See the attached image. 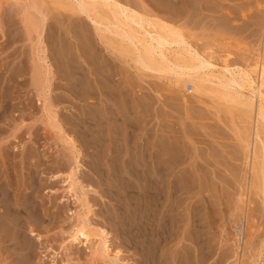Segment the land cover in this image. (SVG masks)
<instances>
[{
	"label": "rangeland",
	"instance_id": "374dc122",
	"mask_svg": "<svg viewBox=\"0 0 264 264\" xmlns=\"http://www.w3.org/2000/svg\"><path fill=\"white\" fill-rule=\"evenodd\" d=\"M30 1L0 0V92L6 91V96L12 98L11 103L6 100L7 107L13 104L0 121V175L15 173L11 180L14 186L18 183L21 191L31 180V174L32 180L36 179L35 186L38 184L34 192L40 207L38 215H23L27 227L23 236L34 243L29 264H90L95 239L92 245L70 244L68 240L74 211L80 206L63 189L62 180L72 162L70 151L60 140L54 122L43 115L32 82L31 63L37 39L33 28L41 15L30 7ZM36 1L45 14L43 45L53 72L50 99L55 118L64 133L75 137L79 145L80 135L73 126L79 122L78 116L85 122L82 129H87L91 143L84 141L88 146H80L78 176L91 204L92 213L87 217L108 230L112 243L109 251H118L117 264H148L143 261L139 238L133 239V234L137 235L136 209H142L143 203L139 184L127 175V170L141 169L150 158L159 159L165 170L175 159H183L179 169L186 179L193 181L192 191L202 189L192 199L184 194L183 205H202L206 198L212 207L213 228L206 236L213 251H205L207 259L203 260L201 252L185 242L192 249V264H264V121H257L256 97L253 105H248L229 101L217 91H196L190 79L180 82L173 72L150 70L138 63L135 45L120 36L122 26L110 32L101 25L98 33L86 17L58 0ZM71 1L76 4V0ZM118 1L173 28L217 67L224 62L238 64L247 67L256 78L258 67L264 65V0ZM96 13L105 23L114 20L101 5ZM167 48L173 50L177 46ZM156 67H162L160 60ZM91 144L94 145L90 148ZM127 186H132L128 194ZM210 193L216 197L210 198ZM242 211L244 217L240 219ZM238 223L244 230L245 248L241 251L235 250ZM30 227L36 228L30 231ZM165 243L160 245L166 249L160 263L178 264L180 260L186 264L184 251H173L171 243ZM12 257L0 251V264L14 263ZM94 263L114 264L99 258Z\"/></svg>",
	"mask_w": 264,
	"mask_h": 264
},
{
	"label": "bare ground",
	"instance_id": "6f19581e",
	"mask_svg": "<svg viewBox=\"0 0 264 264\" xmlns=\"http://www.w3.org/2000/svg\"><path fill=\"white\" fill-rule=\"evenodd\" d=\"M58 2L61 5H65L71 9H74V11H77L79 14L86 17L93 24L94 29L98 33H99V31L102 30L100 27L101 25H103L104 28L110 32L114 31L112 29H116L119 26H122L123 31L120 34L121 38L124 40H127V41L131 42L133 45H135V48L137 49L136 61L147 69L158 71V72H173L175 74L176 79L179 80L180 82H184L186 79H190L192 81L196 91L200 90V91H202L201 93H203V91H204V93H207V91L208 92H210V91L216 92L217 91L218 93H220V95L222 97L228 99L229 101H235V102L242 103V104L253 105V103H254L253 97H256L257 102L255 103V107H256V111H257V121H258V118L261 119L262 121H264V65H261L258 67L256 78L251 76V72L247 67H243V66L238 65V64L228 65L227 63L224 62V63H222L221 66L217 67L218 65L216 66L214 63L211 62V60L209 58H207L205 55L199 53L196 50V48L192 47L191 44L187 41V39L185 37H183L180 33H178L176 30H174L173 28H170L166 24L154 22L153 20L148 19L147 17L143 16L142 14H139L138 12H136L134 9H132L128 5L122 4L118 0H76L75 5L72 3L71 0H58ZM211 4L214 5V3H211ZM99 5L105 7L107 10H109L111 17L114 19L113 21L108 20L105 23L101 20V18L96 13L97 6H99ZM30 7H32L34 10H36L38 12V14L41 15V16L39 15L40 20L38 22V25H36L33 28L34 31L37 32V34H36L37 39H36V43H35L36 49L34 52L35 58L32 60L33 64L31 63V65H33V66L30 65L31 67H33L32 70L30 69L31 70L30 73H32L31 76L33 77V79H32V77H30V78L32 79L33 84L36 85L35 88L37 91V101L40 104L41 109L43 110V113H44L43 115L46 116V118L48 120L54 122V124H52V125L54 126V128L57 129L58 136H59L60 140L64 144L67 145L68 150L70 151V156L72 158V162H71V166H70L69 170L67 171V173H65V176L63 177V180H62V182L64 183L63 189H64L65 194L66 195L67 194L72 195L73 198L75 199V201L80 206V208L78 210L74 211V216H73L74 220L72 222L70 231H68L69 232V234H68L69 243L73 244V243L83 242L85 244H87V243L91 244V242L94 238L95 240L93 242V248H92V251L90 254V260H91L90 264H95L94 261L96 262V258H99L101 260L109 259L114 264H117L118 251H114V252L109 251L110 244L112 245V243H110V234H109L108 230L103 228L104 226L101 227V226L95 225L94 223L89 221V219L87 217L89 213H92L91 204L87 200L86 192L84 191L83 186L81 185V180H80L81 177L79 179V176H78V174L80 173L79 170H80V166H81L80 165V159L82 157V150H81L80 146L85 144L84 141L90 142L89 141L90 140L89 139L90 134L89 135L86 134L87 133V131L85 132L86 128L82 129V125L85 122L83 123V120L78 116L77 119H79V122L74 123L73 127H75L74 130L79 133L78 135H80V136H78L76 134L80 138L79 139L80 145H79V143H77V141H76L77 139L75 137L74 138L76 140L74 138H72L73 136H69V134L64 133L63 129L61 128V126L58 123V120L55 118L56 117L55 113H54L55 108L53 107V104H52L53 101H51V99H50L51 84H52L51 79L53 77V72H52V68H51V65H50V62L48 59L49 56H48L47 50H46L45 46L43 45V33L45 31V23H44L45 22V14L40 10V7L38 6L36 0H32ZM203 7H204V5H203ZM205 7H208V9L211 8V7H209V5H206ZM88 20H86V21H88ZM229 21H231L230 18H229ZM257 22H259V21H257ZM224 23H225V21H224ZM252 23H253V21H252ZM173 45L177 46V48L173 49V50H169L170 48L169 49L167 48L168 46H173ZM157 60L161 61L162 67H156ZM5 92H4V90L3 91L1 90V92H0V121L1 120L3 121V119H5V117H4L5 114L8 113L9 111H11V106L13 105L12 104V105H10V107H7L8 101H6V100L10 101L12 98L10 96H9L10 98L7 97L8 95ZM8 92L10 93V91H8ZM11 96H13V95H11ZM125 96L126 95H124V98H125ZM81 97H82V95H81ZM126 97H128V96H126ZM10 103H11V101H10ZM30 103H31V101H30ZM7 108H10V110L8 109V112H6ZM51 112L54 113V116H51ZM78 113H82V112H78ZM71 122L73 123V121H71ZM1 127H3V126L0 125V131H2ZM4 130H5V128H4ZM255 130H257V128ZM84 132H85V134H84ZM85 135L86 136L88 135L87 136L88 138H86ZM256 136H257V134H256ZM2 139L3 138L0 137V144L3 142ZM174 143H175V141H174ZM85 145L88 146V144H85ZM93 145L94 144H91L90 148ZM171 145H173V144H171ZM165 146L167 147L168 145H165ZM262 148H264V147H262ZM145 149H147V148H145ZM168 149L171 150L173 148H168ZM14 151H15V145H14ZM166 151H167V149H166ZM153 153H154V151H153ZM106 154H107V152H106ZM173 157H174V154H173ZM181 160H183V159H181ZM181 160L175 159L174 161H172L169 170H165L166 168L165 167L163 168L161 166V164H163V163H160L161 161L159 159H155V158H152V159L150 158L147 162L145 161V164L149 165V167H146V166H144L145 164L144 165L142 164L143 165V167L141 166L142 168L139 166L141 169H135V168L129 169V168H127V169H129V170H127V173H128L127 175H130L139 184V194H140L141 199H142L141 203H143L142 204L143 210L139 208V211L142 210V211H140L141 213L138 211V209H136V212H137L136 214H138L137 215L138 218L135 216L136 214L133 213L134 219L137 218V220H136L137 222L135 224V225H137V229H136L137 235L133 234L134 235L133 239L139 238V241L137 242V240H136V242L139 244L141 255L145 258V260H143V259H141V260H143L145 263L148 262V264H162L160 262L164 261V260L162 261L161 259L164 255L166 249H162L160 247V245L161 244L165 245L166 244L165 242L167 240H168V242L171 243L170 246H173V251H179L178 249H182V251H184V254H185L184 257H185V260H187L186 264H192L193 262H191V260H190V258H191L190 251H192V249L185 242L191 243L195 247V251L201 252V254H202L201 257L203 258V260L206 258L205 251H211L212 250V246L208 243L207 236H206V232L209 229H211V227L213 228V226H212L213 222L211 220V218L213 216V213H211L212 207L210 206V202L205 201L206 198L202 202V205H192L191 207H187V205L186 206L183 205V203L185 201L184 194H189L187 198L192 199L193 197L198 196V194H201L202 189L199 188L197 191H195V190L192 191L193 187L195 185L193 184V181L189 178L190 175H188V178H189V180H188L184 177V175H185V174H183L184 172H182V171L180 172L179 165H182V163H183V162H181ZM262 161H264V160H262ZM262 165H264V163H262ZM96 167H98V166H96ZM96 167L94 169H97ZM186 169L184 168V171ZM99 170L100 169H98V171ZM185 172H187V171H185ZM13 174H15V173H13ZM13 174H11V175H13ZM174 174L176 175L175 179L177 178L178 180L177 179L176 180L178 182L173 178L174 176H171ZM11 175L9 173L5 174L3 177H1V175H0V251H6L7 254L9 253L10 255L13 256L12 260H14V263H12V264H29L32 260L31 259L32 258L31 251H33V249H34V243H33L32 239H27L30 237L25 238L26 235H25V237L23 236L24 235L23 229L27 228V227H25L26 226L25 225L26 220L25 221L23 220V215L25 212L30 213V215H33L34 218L37 217L36 215H38L37 212L39 211L40 207L34 198V192L37 190L38 184H37V186H35L36 184L34 182L36 181V179L34 178L35 181H33L31 178L33 176L31 174V177H30L31 180L27 183L25 188L23 187L24 188L23 190H25V191H23V190L21 191V190H19L18 183H16L17 184L16 186L13 185V182L11 180V178H12ZM117 175H118V173H117ZM183 179H186V180H183ZM116 181H119V179H116ZM126 181H128V180H126ZM129 181H131V180H129ZM124 184H126V183H124ZM126 185H129V184L127 183ZM130 185H132V184H130ZM124 186L125 185H123V187ZM131 187L127 186V188L125 190L127 192V194L129 193L128 191H131L129 189ZM119 189H121V188H119ZM124 189H125V187H124ZM130 193H132V192H130ZM112 195H114V194L112 193ZM131 195H130V197H131ZM209 196L211 198L214 195L212 193H210ZM135 197H137V196H135ZM214 197H216V196H214ZM89 198H90V196H89ZM112 198H114V197H112ZM131 199H129V196H128V201H130ZM137 199H139V197ZM112 200H114V199H112ZM210 200H212V199H210ZM114 201L116 202V200H114ZM134 201L136 204L135 199H134ZM139 201H138V204H141ZM123 202H124V200H123ZM120 203H121V201H120ZM192 203L194 204V202H192ZM135 204H134V206H135ZM138 204H137V208H138ZM134 208H136V206ZM200 212H202V215H200ZM210 213L212 214V216H210ZM239 213L241 214L239 218L242 219L244 217V215H243L244 213H243V211H242V213L241 212H239ZM124 214L126 215V213H124ZM27 215L28 214H26V216ZM30 215H28V216H30ZM123 218H125V217H123ZM134 222H135V220H134ZM239 222H241V221H239ZM244 222H246V221H244ZM128 223H130V222H128ZM35 226H36V224H35ZM236 226H238L239 229H236L237 227L235 228V230L237 231L236 232L237 244H236L235 250L237 251L239 248V251H241L245 248L244 244H243V238L244 237H243V233H242V231L244 232V230L241 231V229H242L241 224L239 225V223H238V225H236ZM123 227H126V226H123ZM34 229L32 227H30L29 230L33 231ZM124 229H127V228H124ZM243 229H245V226ZM132 236H130V237H132ZM129 240H131V239H129ZM134 240H133V242H134ZM245 241L247 242V240H245ZM130 243H131V241H130ZM138 244L135 243V245H137V246H138ZM137 250L139 251V249H137ZM181 252H179V253H181ZM138 255H140V254H138ZM181 260H183V259H181ZM179 261H178V264H180ZM174 262H175V260H174ZM180 262H181V264L184 263L182 261H180ZM6 263H7V260H6ZM175 264H177V262Z\"/></svg>",
	"mask_w": 264,
	"mask_h": 264
},
{
	"label": "built area",
	"instance_id": "2783aa9c",
	"mask_svg": "<svg viewBox=\"0 0 264 264\" xmlns=\"http://www.w3.org/2000/svg\"><path fill=\"white\" fill-rule=\"evenodd\" d=\"M191 88V85H188V89H190Z\"/></svg>",
	"mask_w": 264,
	"mask_h": 264
}]
</instances>
